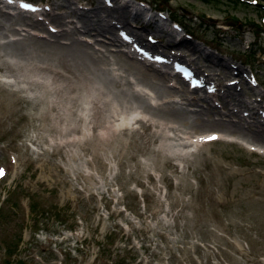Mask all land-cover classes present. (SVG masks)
<instances>
[{
  "label": "rangeland",
  "instance_id": "rangeland-1",
  "mask_svg": "<svg viewBox=\"0 0 264 264\" xmlns=\"http://www.w3.org/2000/svg\"><path fill=\"white\" fill-rule=\"evenodd\" d=\"M68 1L72 0H22L17 6L0 0V9L14 14L2 7L8 5L25 14L31 12L24 7L27 4L34 10L54 4L66 8L59 9L60 14L68 10ZM87 2L80 3L84 7ZM80 3L70 7L79 8ZM118 3L140 11L143 23L155 16L164 30L176 33V40L186 39L179 49L197 48L199 52L202 48L209 53L210 63L204 59L198 63H206L204 68L214 82L223 83L231 76L227 64L248 74L253 89L244 88L242 99L247 103L255 94L260 106L264 105V0ZM95 37L117 51L106 38ZM195 50L194 58L198 56ZM124 54L130 56L128 51ZM159 55L153 50L146 62L160 64L161 73L183 76L188 71L192 75L189 63L169 64ZM111 68L114 72L115 66ZM2 75L7 74L0 72V264H264L260 254L264 250V207L242 202L232 205L241 192L264 188L260 147L240 141L228 145L217 138L212 142L209 138L215 134L207 132L212 130L179 123L180 135H195L194 146L169 147L167 155L179 153L183 160L167 159L170 165L160 163L158 169L153 157L138 152L155 147L146 139L151 131L142 128L129 139V146L116 151V143H107L103 147L107 156L96 159L77 145L59 147L58 140L48 138L51 134L36 130L30 122L34 111L27 104L7 108L14 99L6 93L10 89ZM175 100V106L185 110L207 106L201 100L198 107L186 106L178 94ZM123 133L125 139L131 136Z\"/></svg>",
  "mask_w": 264,
  "mask_h": 264
},
{
  "label": "bare ground",
  "instance_id": "bare-ground-1",
  "mask_svg": "<svg viewBox=\"0 0 264 264\" xmlns=\"http://www.w3.org/2000/svg\"><path fill=\"white\" fill-rule=\"evenodd\" d=\"M82 1H68V10L60 14L57 11L66 8L54 4L25 14L2 6L15 12L11 15L0 9V72L7 74L2 75L10 89L6 93L14 99L7 108L27 104L34 111L30 122L36 130L51 134L48 138L58 140L59 147L77 145L96 159L107 156L103 149L107 143H116V151L129 146V139L142 128L151 131L146 139L155 147L138 152L153 157L158 169L160 163H169L167 159L183 160L179 153L167 155L169 147L194 146L195 135H180V124L190 129L203 125L212 130L207 131L210 135L215 134L218 141L228 145L240 141L260 147L264 157V105L260 106L261 100L255 94L247 103L242 99L244 88L253 89L248 74L226 63L231 76L223 83H215L207 75L206 63H198L200 59L210 63V54L202 48L199 52L197 48L179 49L188 41L176 40L171 31L157 24L155 16L150 23H143L140 11L118 0H89L84 7ZM74 2L82 6L72 9L70 4ZM93 35L106 38L117 51L109 50L103 40ZM120 45L125 50L118 49ZM140 46L143 49L138 51ZM153 50L167 58L169 64L180 60L189 63L192 75L161 73L160 64L146 62ZM194 50L198 55L195 58ZM175 94L186 106L198 107L200 100L207 106L195 111L182 109L175 106ZM212 101L219 103L222 111ZM126 131L131 133L127 139L122 137ZM46 137L43 140H48ZM229 137L235 141L227 140ZM140 167L151 175L145 165ZM171 167L177 169L175 165ZM239 203L264 207V188L241 192L232 205ZM260 254L264 255V250Z\"/></svg>",
  "mask_w": 264,
  "mask_h": 264
},
{
  "label": "snow or ice",
  "instance_id": "snow-or-ice-1",
  "mask_svg": "<svg viewBox=\"0 0 264 264\" xmlns=\"http://www.w3.org/2000/svg\"><path fill=\"white\" fill-rule=\"evenodd\" d=\"M214 139H216V137L215 136H212V137H210L209 138V140H214ZM3 173L2 172H0V175H2Z\"/></svg>",
  "mask_w": 264,
  "mask_h": 264
}]
</instances>
